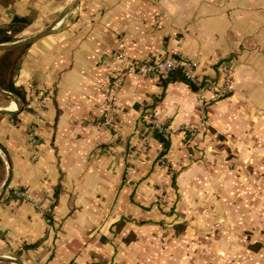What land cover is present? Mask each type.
Here are the masks:
<instances>
[{"label":"crops","instance_id":"0c3cea01","mask_svg":"<svg viewBox=\"0 0 264 264\" xmlns=\"http://www.w3.org/2000/svg\"><path fill=\"white\" fill-rule=\"evenodd\" d=\"M71 1L0 0V44L45 30ZM21 46L15 85L44 91L46 102L37 114L39 96L25 92L16 112L0 113L11 168L0 199V257L264 264V0H80ZM120 49L140 61H192L196 84L220 82L226 63L231 90L220 98L202 92L209 104L201 126L200 89L130 74L104 118ZM8 99L0 93V110ZM153 122L168 135L162 156Z\"/></svg>","mask_w":264,"mask_h":264},{"label":"built area","instance_id":"2783aa9c","mask_svg":"<svg viewBox=\"0 0 264 264\" xmlns=\"http://www.w3.org/2000/svg\"><path fill=\"white\" fill-rule=\"evenodd\" d=\"M117 58L119 60V66L115 73H113L112 78L110 80V91L105 97L104 102V118L108 117L111 109H112V102L114 93L118 91L121 85L125 82L126 78L130 74H143V75H150L156 79H159L161 76H166L169 72L174 69L181 68L185 75L191 78L194 81H197L198 78L193 73V69L195 63L192 61L185 62L177 57L174 56H165L160 58L154 59H146V60H136L131 57L126 50L120 49L117 52ZM219 73H220V82H215L212 80H207L204 85L200 88V95H199V103H200V112H201V126L204 125L205 119V108L209 104V101L205 99L202 95L203 91L211 90L214 92V98H220L224 95L228 94L231 90V81H232V70L231 67L226 64L222 63L219 66ZM26 94L30 97V99H34L38 97L37 100V110L36 113L43 109L46 102V96L44 91H37L35 87L32 85L25 91ZM41 92V93H40ZM38 117V116H37ZM106 122V120H104ZM104 122V123H105ZM150 130L153 132L154 130H159L161 132H165L159 124L153 122L150 126ZM197 130L196 127H189L190 134H194ZM28 138L29 143L32 147L31 151L34 153L33 147L36 146L38 139L34 134L32 129L28 131ZM164 163V162H163Z\"/></svg>","mask_w":264,"mask_h":264},{"label":"trees","instance_id":"16d2710c","mask_svg":"<svg viewBox=\"0 0 264 264\" xmlns=\"http://www.w3.org/2000/svg\"><path fill=\"white\" fill-rule=\"evenodd\" d=\"M19 23L25 24L26 21L20 19ZM24 49L25 46H19L0 52V89L15 95L22 101L23 104L25 103V92L21 87L15 85L14 74L18 64V57L22 54ZM158 80L161 85H166L167 83L174 81H183L187 83L190 86V88L194 91L200 89L207 81L206 79L201 80L199 84H196V81L187 77L181 68L172 70L166 76L159 77ZM154 137L162 144V150L160 152V156H162L167 152L169 146L168 135L166 134V132L155 131ZM174 182H175V173L173 172L172 173L173 185ZM0 264H10V263L0 262Z\"/></svg>","mask_w":264,"mask_h":264},{"label":"water","instance_id":"95a60500","mask_svg":"<svg viewBox=\"0 0 264 264\" xmlns=\"http://www.w3.org/2000/svg\"><path fill=\"white\" fill-rule=\"evenodd\" d=\"M79 2H80V0H72L69 3V5H67V7L63 10V12L59 15L58 19L53 24L48 25V27H46L45 30H43V31H41V32H39V33H37V34H35L33 36L27 37V38H25L23 40H19V41L8 43V44H0V51H4V50H7V49H11V48H15V47L27 44V43L32 42L35 39L39 38L40 36L48 33L54 27V25L56 23H58L69 12H71L78 5ZM0 93L2 95H5V96L13 99L16 102V104H17V108L15 110L4 109V110H0V113L13 114L14 112H16L19 109L20 100L17 97H15V96H11V95L6 94L5 91L2 90V89H0ZM0 149L3 151V149L1 147H0ZM3 153H4L5 157H6V161H7V164H8V170H7V176H6L4 182L2 183V185L0 187V199L2 198L4 193L6 192L7 187L9 185V183H10V180H11L10 163H9L7 155L5 154L4 151H3ZM1 261H8V262H11V263H14V264H23V262L21 260L13 258V257H0V262Z\"/></svg>","mask_w":264,"mask_h":264},{"label":"bare ground","instance_id":"6f19581e","mask_svg":"<svg viewBox=\"0 0 264 264\" xmlns=\"http://www.w3.org/2000/svg\"><path fill=\"white\" fill-rule=\"evenodd\" d=\"M17 107V104H16V102L12 99L11 100V104L9 105V108H13V109H15ZM8 108V109H9ZM13 109H11V110H13Z\"/></svg>","mask_w":264,"mask_h":264},{"label":"rangeland","instance_id":"374dc122","mask_svg":"<svg viewBox=\"0 0 264 264\" xmlns=\"http://www.w3.org/2000/svg\"><path fill=\"white\" fill-rule=\"evenodd\" d=\"M11 96H15V95H13V94H10ZM16 97V96H15ZM8 100H11V98L10 99H8ZM8 100H7V104H8Z\"/></svg>","mask_w":264,"mask_h":264}]
</instances>
